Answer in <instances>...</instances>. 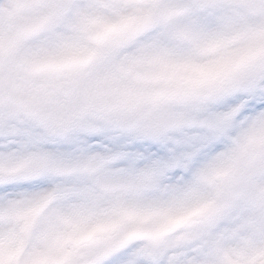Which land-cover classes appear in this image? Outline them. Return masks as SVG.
<instances>
[{"label":"snow or ice","instance_id":"obj_1","mask_svg":"<svg viewBox=\"0 0 264 264\" xmlns=\"http://www.w3.org/2000/svg\"><path fill=\"white\" fill-rule=\"evenodd\" d=\"M0 264H264V0H0Z\"/></svg>","mask_w":264,"mask_h":264},{"label":"clouds","instance_id":"obj_2","mask_svg":"<svg viewBox=\"0 0 264 264\" xmlns=\"http://www.w3.org/2000/svg\"><path fill=\"white\" fill-rule=\"evenodd\" d=\"M205 71H211V69H206Z\"/></svg>","mask_w":264,"mask_h":264}]
</instances>
